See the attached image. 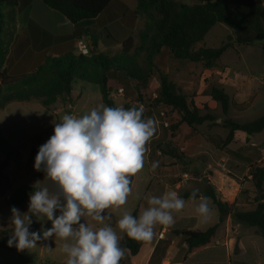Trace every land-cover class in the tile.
I'll return each instance as SVG.
<instances>
[{"label":"trees","instance_id":"16d2710c","mask_svg":"<svg viewBox=\"0 0 264 264\" xmlns=\"http://www.w3.org/2000/svg\"><path fill=\"white\" fill-rule=\"evenodd\" d=\"M25 0H0V110L14 102L29 103L38 101L50 110L58 102L70 101L72 86L78 80L99 86L102 102L107 107H117L111 94L128 82L136 92L134 101L123 105L124 108L142 105L144 118L149 112L162 106L169 119L167 131L172 136L182 128L193 129L209 121L208 115H201L200 109L175 84L168 75L161 72L156 59L166 48L177 60L203 63L212 68L230 47L224 43L218 48L194 46L201 42L217 24H224L233 31L240 45L264 43V0H206L200 4H187L183 0H138L135 15L144 20L143 28L126 40L120 42L108 35L111 45H119L115 53L94 51L88 56L67 53L60 56H48L46 61L29 70L19 71L17 67L8 69V54L15 41L17 9ZM50 9L62 14L74 25H90L102 14L113 0H40ZM83 35L76 30L75 38ZM158 76L160 87L158 96L152 99L147 90L152 77ZM211 97L221 104L225 115L230 109V98L222 89L214 88ZM229 133L225 144H231L237 132L248 137L264 131V115L250 122L240 123L225 120ZM52 127L31 137V141L41 142ZM165 155L172 152L159 146ZM35 146L29 153V161H35L38 153ZM233 152V151H232ZM237 158L246 162L249 168V182L255 194L250 209H241L240 198L233 204L222 202L215 191L207 185L204 196L212 200L219 212L218 223L206 231H178L188 245L187 256H193L200 250L210 247L219 224L226 216H231L239 225L255 228L264 238V156L244 155L233 152ZM22 160L21 151L10 144L0 129V197H4L12 188L9 170L12 165L19 170ZM44 176L43 171H39ZM38 187L25 186L16 190L7 199L9 207L19 208ZM190 194L183 195L189 198ZM244 194L247 195V192ZM199 197V194L197 198ZM133 216L138 217L136 209ZM143 241H136L126 234L120 246L131 254L139 252Z\"/></svg>","mask_w":264,"mask_h":264},{"label":"clouds","instance_id":"9594fccd","mask_svg":"<svg viewBox=\"0 0 264 264\" xmlns=\"http://www.w3.org/2000/svg\"><path fill=\"white\" fill-rule=\"evenodd\" d=\"M144 112L142 105L126 109L100 104L79 117L63 115L35 157L34 168L45 173L49 185L33 191L27 213L11 208L8 246L25 251L55 236L64 241L66 264H120L126 249L110 223L111 214L104 213L126 204L131 178L144 167L147 145L157 132L156 120L144 118ZM158 167L159 161L151 165L153 171ZM198 194L199 189H194L189 199L196 200ZM199 199L195 211L207 220L209 198L199 195ZM147 202L149 207L138 217L125 211L116 221L119 231L136 241H151L155 226H171L173 213L185 206L175 191L149 197ZM33 216L51 221L52 227H42V235L30 232ZM87 218L101 226L93 227Z\"/></svg>","mask_w":264,"mask_h":264},{"label":"crops","instance_id":"0c3cea01","mask_svg":"<svg viewBox=\"0 0 264 264\" xmlns=\"http://www.w3.org/2000/svg\"><path fill=\"white\" fill-rule=\"evenodd\" d=\"M137 6L138 0H113L109 7L95 18L90 25L84 26L82 23L72 24L62 14L50 9L40 0H25L17 9V28L15 41L8 54V69L12 70L17 67L21 72L43 64L50 55L60 56L67 53H77L75 49L76 38L74 36L76 30L83 31L82 36L89 40L94 51L107 52L110 49L116 50L120 46L117 44L111 45L107 33L117 41L122 42L138 31L141 19L134 14ZM79 81L81 80H78L72 86L71 102L66 101L69 110H72L68 114L75 116H77L75 110L77 109V101L83 99L84 95L82 86H79ZM75 86H78L80 90L82 89L81 92L77 93ZM133 93L130 90L129 95ZM58 102L63 105L62 100ZM58 107H61L60 104ZM63 111L61 110V112ZM57 112L54 109V115L57 119L67 114L63 112V115L60 116ZM156 122L158 124L157 120ZM53 125L50 122L49 124H44L40 132ZM160 145L164 148V138L161 135L159 125H157V132L147 145L148 151L145 154L144 167L137 175L131 178V193L126 204L119 208H110L104 214H111L112 220L110 223L116 229L118 235L121 236V243L124 240L125 233L119 231L116 227V221L122 217L125 211L133 214L137 209L139 216L144 209L149 207L147 198L152 196L161 197L168 192L175 191L184 199L185 206L181 211L173 213L174 223L171 226L157 224L154 228L153 239L147 242L143 241V245L137 254L133 255L126 249L125 257L120 261V264H234L236 254L239 257V260L235 261L237 264H264V242L261 239V234L255 228L239 225L231 216H226L222 223L219 224L214 236V242L210 247L200 250L193 256H187L188 245L178 231H206L218 223L219 212L213 204L210 207V216L205 220L198 216L196 211L189 209L195 201L199 204L200 199L198 197L193 201L183 197V195H187L193 190H184L187 185L185 181L174 179L176 177L175 169L171 165L170 157L165 155L163 150L159 148ZM212 154L215 155L214 152ZM154 161H159V167L153 171L151 165ZM218 165L222 171L210 166L211 171L208 173L205 171L203 176H201V180L204 177L206 178L207 185L215 191L220 201L233 204L243 187L247 186L253 189L249 182V168L246 162L239 158L230 160L227 157H222ZM23 170L18 171L20 177L26 173ZM223 171L231 172L232 176H228ZM144 172L147 175H144ZM243 177L244 179H242ZM22 187L13 190L12 184L11 190L4 197H0V210L6 214L4 220L2 219L6 221L3 224H8L7 226H2L3 224L0 221V237L11 235L13 231L11 223L12 213L6 210L7 207L11 208L7 204V199L12 197L16 190ZM31 187L41 188L40 186ZM206 188L207 186L205 187L201 183L198 187L199 195H203ZM29 203L30 196L17 209ZM81 222H85L83 218ZM87 222L95 228L101 226L91 220V218H87ZM235 232L240 233L241 236L237 253L233 243ZM52 242H54L55 246L54 251L52 250L51 252H47L43 247L17 251L14 246L9 247L3 239V241H0V264H66L65 259L67 258L61 261L53 258L58 254L56 251H59V247L63 246V242L56 240H52ZM249 252H252L251 257Z\"/></svg>","mask_w":264,"mask_h":264},{"label":"rangeland","instance_id":"374dc122","mask_svg":"<svg viewBox=\"0 0 264 264\" xmlns=\"http://www.w3.org/2000/svg\"><path fill=\"white\" fill-rule=\"evenodd\" d=\"M205 1L183 0L184 3L192 5L204 3ZM140 21V28L142 29L144 20L141 18ZM224 43H229L230 47L212 68L206 67L203 63L174 59L166 48L162 50L156 59L157 68L168 75L170 82L181 89L189 101H193L196 104L200 109L201 115H208L210 117V120L203 125L195 126L193 129L182 128L171 136L167 131L169 119L168 117L166 118V114L165 116L161 115V113H165L163 107L159 106L149 112L148 118H154L158 121L157 125H159L161 135L164 138V149L168 153L172 152L171 155L175 156V158H172V156L167 155L170 157L173 169H175L176 177L174 179L185 181L187 184L184 190L198 189L201 183L206 187V178L204 177L201 180L203 173L211 171L210 166L220 169L218 164H220L222 157H227L230 160L237 159L233 152H239L244 155L257 154L261 155V157L264 156V131L248 137V140L244 133L237 132L234 141L226 145L225 139L229 133V129L225 128L224 124L226 119L245 123L254 121L264 115V43L240 45L236 42L233 31L230 28L224 24H217L201 42L194 46V49L218 48ZM117 48L116 50L110 49L107 53L118 52L120 47ZM78 83L79 86H82L83 90H81L84 95L83 99L77 101V109H75L77 117L89 112L93 107L100 104L105 105L101 100V92L97 85L82 81ZM159 87L158 76L152 77L147 90L148 95L152 99L158 96ZM214 88L224 90L230 98V109L227 115L223 113L221 104L215 102L211 97ZM120 89H123L122 93H118L119 90H116L111 94V97L115 99L117 107L135 100V89L128 82L124 81V86H120ZM81 90L78 86H75L77 93L81 92ZM130 90L134 92L132 95H129ZM59 104L60 108L58 107ZM66 104V101H63V105L58 102L48 110L38 101L29 103L14 102L9 104L5 109L0 110V129L2 133L10 144L16 146L22 154L19 170H16L15 166H11L9 170L13 190L27 185L40 186L41 188L49 185V181L45 179V175L41 176L39 171L35 170V161H29L31 148L35 146L39 149L42 145L41 142H32L31 137L39 133L43 129L44 124H49L50 122L54 125L44 139V143H46L53 135L55 123L60 122L62 119V117L55 118L54 109L58 111L57 113L60 116L63 115V112L67 114L72 112ZM58 109L64 111L61 112ZM22 170L26 173L20 177L18 171ZM146 172H144V175H147ZM223 173L232 176L231 172L223 171ZM245 192H247V195L244 194ZM254 194V188L252 189L247 186L242 188L238 194L241 209H250L252 207ZM194 204H192L191 208L189 207L191 211H195L198 206V203ZM208 204L209 207L213 206L211 200H208ZM6 210L11 213V208L7 207ZM18 210L22 214L27 213L29 204H25ZM59 214V211L55 213L57 216ZM5 217L6 214L0 210V221L2 224L6 222L3 221ZM9 224L11 223L9 222ZM7 225L3 224L2 226ZM42 227L44 230L50 229L52 227L51 221L45 219L41 222L33 216L29 231L41 232L42 235ZM10 236L4 235L0 237V241L4 239L7 242ZM240 238V233L235 232L233 243L236 253L239 251ZM261 239L264 242V238L262 237ZM52 240L64 243L63 240L53 236L47 240L38 241L35 248L43 247L47 252L54 251L55 245ZM59 248V251H56L58 254L53 257L57 261L67 258L66 254L61 251L62 246ZM251 255L252 252H249L250 257ZM65 260L67 261V259ZM238 260L239 257L236 254L234 264H237Z\"/></svg>","mask_w":264,"mask_h":264},{"label":"built area","instance_id":"2783aa9c","mask_svg":"<svg viewBox=\"0 0 264 264\" xmlns=\"http://www.w3.org/2000/svg\"><path fill=\"white\" fill-rule=\"evenodd\" d=\"M75 49H76L77 54L88 56L91 54L92 46L87 38L80 36V37H76L75 39ZM122 92H123V89H119L118 93H122ZM161 115L163 116L164 113H161Z\"/></svg>","mask_w":264,"mask_h":264}]
</instances>
